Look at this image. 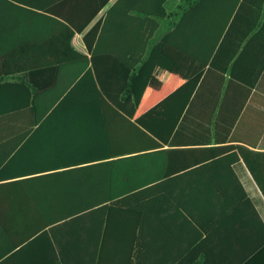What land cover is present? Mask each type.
Listing matches in <instances>:
<instances>
[{"label":"trees","instance_id":"trees-1","mask_svg":"<svg viewBox=\"0 0 264 264\" xmlns=\"http://www.w3.org/2000/svg\"><path fill=\"white\" fill-rule=\"evenodd\" d=\"M109 1L79 23L42 9L52 29L0 44V138L19 139L0 140L8 249L36 247L42 264H264V219L233 170L238 151L264 196V153L208 147L197 166L213 174L190 190L141 162L167 145L206 70L217 75L244 0H118L86 32Z\"/></svg>","mask_w":264,"mask_h":264},{"label":"crops","instance_id":"crops-1","mask_svg":"<svg viewBox=\"0 0 264 264\" xmlns=\"http://www.w3.org/2000/svg\"><path fill=\"white\" fill-rule=\"evenodd\" d=\"M117 1L110 0L92 20L86 32L103 19ZM98 4V0H0V44H19L22 32L25 37L36 38V31L52 29L55 23L51 19L40 18L39 15H46L42 9L55 10L65 21L71 18L79 23L83 22L82 16L92 13ZM232 24L233 31L227 32L222 38L215 61L217 75L206 70L163 150L142 152V157H146L145 153H151L147 155L148 158L141 160L143 165L147 164L148 171L161 176L169 169L179 177L181 182L175 188L179 186L190 190L194 186H202L204 180L200 179L201 176H205V181L210 179L214 169L208 164L197 166L199 163H208L203 160L212 156L211 152L205 151L208 147L234 146L264 153V9L259 1H242ZM249 29L255 30L249 34ZM35 41L32 40V43ZM73 45L78 51L87 54L84 34H76ZM49 77L51 75H45V78ZM10 103L7 98L0 100L1 106ZM41 138L32 136L30 140L34 143L33 152L46 158L52 151L40 149L47 139ZM17 139L14 136L0 138L6 142ZM168 148L177 150H165ZM191 148L198 150H187ZM235 153L238 160L233 170L254 204L253 194L264 206V196L258 184L238 151ZM127 156H114V159H127ZM2 171L3 167L0 168ZM19 249L9 250L0 234V264H42L35 258L42 252L36 247L25 248L24 251Z\"/></svg>","mask_w":264,"mask_h":264},{"label":"rangeland","instance_id":"rangeland-1","mask_svg":"<svg viewBox=\"0 0 264 264\" xmlns=\"http://www.w3.org/2000/svg\"><path fill=\"white\" fill-rule=\"evenodd\" d=\"M251 194H252V193H251ZM252 196L254 197L255 203H256V205L258 206V208H259V210H260L262 216L264 217V206L262 205V202H261L260 200H258V199L256 198V196H254V194H253Z\"/></svg>","mask_w":264,"mask_h":264}]
</instances>
